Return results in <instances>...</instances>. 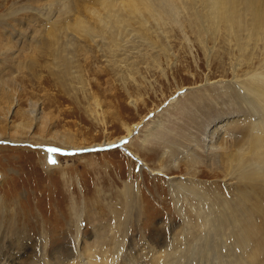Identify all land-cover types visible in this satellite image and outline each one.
Returning <instances> with one entry per match:
<instances>
[{"label": "rangeland", "instance_id": "rangeland-1", "mask_svg": "<svg viewBox=\"0 0 264 264\" xmlns=\"http://www.w3.org/2000/svg\"><path fill=\"white\" fill-rule=\"evenodd\" d=\"M47 1L51 11L43 15L33 10ZM65 1L0 0V51L6 56L0 74L16 80L10 81V87L21 90L20 107H29L30 97L39 100L51 118L50 128L72 132L79 145L120 138L133 125L139 126L120 147L103 145L106 149L38 145L34 137L23 143L1 140V228L11 215L17 216L37 241L47 224L59 220L58 225L73 237L78 232L77 216H81V230L95 248L91 254L99 258L94 263H113L115 240L123 239L124 249L128 247L119 255L123 264L125 252L144 241V235L167 222L180 221L169 187L171 178L185 183L195 179L201 184L195 188L213 197L220 189L228 194L224 173L206 165L205 132L216 121L217 125L228 122V132H220L225 136L216 142L227 169L245 164L257 185L247 182L243 190L252 194V203L264 200V166H254L256 160L264 159V150L252 141L249 109L240 88L252 71L264 72V18L254 16L244 3L230 20L224 11L217 17L197 13L191 0H170L164 6L171 3L174 7L167 9L156 1L159 12L130 13L115 11V0H105V6L99 5L100 15L116 25L107 29L98 22V15L71 11L75 1ZM78 5L94 3L79 0ZM76 15L80 25L95 29V41L84 27L72 26L80 42L68 45L66 22H77ZM64 58L70 60L72 69H66ZM22 119L21 113L10 116L11 121ZM41 126L33 127L36 137L45 135ZM0 128L7 135L20 136L15 128ZM52 148L57 151L50 152ZM125 149L137 153L146 166ZM128 185L138 215L130 218L126 237L118 212L127 201ZM208 186L217 188L213 191ZM182 196L183 208L193 217L190 196ZM60 213L66 215L65 224L60 222ZM96 224L105 226L98 242L90 238ZM54 235L53 241L61 243V235ZM77 262L74 259L70 264Z\"/></svg>", "mask_w": 264, "mask_h": 264}, {"label": "bare ground", "instance_id": "bare-ground-1", "mask_svg": "<svg viewBox=\"0 0 264 264\" xmlns=\"http://www.w3.org/2000/svg\"><path fill=\"white\" fill-rule=\"evenodd\" d=\"M55 1L61 2L62 4V1L65 0ZM132 1H135L137 4H132ZM132 1L115 0L114 5L112 6L115 11H125L129 13L131 10L141 12L145 9H147V11L152 10L154 12H159V7L156 4V1L161 2V8L167 9L174 7L171 3H168L167 8L164 6L166 5V2L170 0ZM185 1L187 2V0ZM191 1H193L197 13L204 12L207 17H217L224 11L230 14L228 19L232 20L233 15L236 12H240V5L244 3L247 8L252 10L254 16L264 18V12H262L264 10V0ZM73 2L72 8L70 7L72 9L71 11H76L77 13L88 12L90 13L89 15H98V22H102L107 26V29H109V26H116L113 23L110 24L111 21L108 23V21L103 18L104 16L100 15L99 5L105 6V0H93L94 5H85L83 7L82 5H78L79 0H73ZM66 4L65 1L63 6H66ZM197 6H200V9ZM50 8H52V5L47 1L40 9L35 7L33 10H39L36 12L43 14L46 13V11H51ZM75 17L77 22L71 24L66 22L65 32L68 41L70 40V44L68 43V45L76 44L75 46H77L80 42L77 35L78 33L73 28L75 26L84 27L87 36L95 41L97 36L94 34L95 29L91 28L92 26L80 25V19L77 15ZM200 18L202 20L204 19L202 15ZM85 19L88 18L85 17ZM53 21H49L50 25ZM262 24L264 27V20L262 21ZM103 31L106 32V30ZM111 36H116L115 32H112ZM3 53L4 52L0 51V63L1 61L4 63L3 59L6 57H2ZM66 54L67 53L64 55ZM63 63L66 66V69L70 67V60H68V58H64ZM4 74H0V126L4 125L9 126L10 128H15V131H20V136L13 134L7 135L1 131L0 128V141L23 143L31 142L29 141L30 138L34 137L35 139L37 138L38 145H57L63 149L69 150L85 149L89 147L100 148L103 145L115 147L117 144L122 145L125 139L132 137L134 131L139 126L133 125L132 128L127 130V134L120 138L104 141L103 143L91 145L89 147L79 145L76 143L72 132H60V130H52V128H50L49 121L51 118L40 108L39 100L30 97L28 98L29 107H20L18 102L23 96L21 95V90H19V88L10 87V81L14 83L16 80L14 77L8 79L3 76ZM247 79V82H245L243 87L240 88L243 101L249 109V117L251 119L249 133L252 137L253 143L264 150V72L254 70L249 74ZM13 113H21L23 119L20 122L17 120L11 121L10 116ZM221 121H223V119ZM36 123H41L42 131L45 135L40 134L38 137L34 135L33 127ZM214 123L206 129L207 131L205 132V144L208 153L206 165L211 171L221 170L224 173L222 181L225 180L224 189L228 191V194L222 193L224 190L220 189V191H217L213 197L205 191L197 190L195 187H199L201 184L195 179H191L188 183H185L181 180L177 181L176 179L171 178L169 181V187L174 197L173 199L176 202L175 204L178 207L180 221L177 224L167 222L166 224H163L162 227L160 226L161 228L154 229L150 235H144V241L139 242V245L133 247V250L125 252L126 255H124L126 257L123 255L124 259L121 261L125 262L123 264H264V200L259 199L257 202L252 203V194L243 190L242 186L246 185L247 182L250 183L252 187L257 185V181L253 178V175L248 172L250 170L247 171L245 164L240 165L238 163L234 165V168L232 165V167L228 166L227 169L228 163L226 165L224 155H222L220 151L221 146L216 145V142L220 139V135L223 134L220 132H228V122L220 125H217V121ZM223 136L225 135L223 134ZM125 150L129 156L139 162L142 167L146 166V163L137 153L129 149ZM54 166L56 165H52L51 167ZM254 166L262 168L264 166V159L259 161L256 160ZM0 179V182L4 181V178ZM209 184L214 185L215 183L209 182ZM208 187L213 191L217 188V186ZM130 189L128 185L125 195L127 201L123 203L121 212H118L120 213L118 215L122 219L121 231L126 233V237L129 234L127 229L128 222L131 220L130 218H132L134 213L137 212L134 210L136 206L134 202L136 203V199L130 194V192H132ZM183 194L190 196L188 205L192 208L193 217L188 215V209L183 208V204L181 203ZM130 195L133 197H130ZM60 216V222L65 224V213H60ZM80 217L81 216H77L78 232L73 237H68V231L65 232L64 229H62V225H58L59 220H55V225L51 223L47 224L48 227H45V229L40 231L39 234L37 232L38 237L35 239L37 241H34L32 239L34 238V235L32 236V232L28 233L29 228L24 225V222V226H22L20 218L11 215V217L8 218L7 224H4L2 228L0 226V264H70L71 260L74 259L79 261L77 264H95L94 261L99 258L98 256L91 254V251L95 250V248H93L90 239L84 234V231L81 230ZM104 228V224H96L93 226L90 237H93L92 241L98 242L104 237ZM60 230L61 232H59ZM53 234H55L54 236L61 235V243L53 241ZM119 241L120 239L115 240L114 256H117V259L114 258L113 263L105 261L106 263L103 264H119V255L124 253V250H127L128 248L124 249L123 239H121L120 242ZM31 250L33 251L31 252ZM86 251H89V256Z\"/></svg>", "mask_w": 264, "mask_h": 264}, {"label": "snow or ice", "instance_id": "snow-or-ice-1", "mask_svg": "<svg viewBox=\"0 0 264 264\" xmlns=\"http://www.w3.org/2000/svg\"><path fill=\"white\" fill-rule=\"evenodd\" d=\"M49 151L50 152H56L57 151V149H55V148H52V149H49ZM53 163H55V161H52Z\"/></svg>", "mask_w": 264, "mask_h": 264}, {"label": "water", "instance_id": "water-1", "mask_svg": "<svg viewBox=\"0 0 264 264\" xmlns=\"http://www.w3.org/2000/svg\"><path fill=\"white\" fill-rule=\"evenodd\" d=\"M120 144H117L115 147H120ZM101 149H106V147H102Z\"/></svg>", "mask_w": 264, "mask_h": 264}]
</instances>
